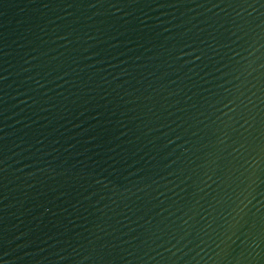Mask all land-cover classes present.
I'll return each instance as SVG.
<instances>
[{
	"label": "water",
	"instance_id": "water-1",
	"mask_svg": "<svg viewBox=\"0 0 264 264\" xmlns=\"http://www.w3.org/2000/svg\"><path fill=\"white\" fill-rule=\"evenodd\" d=\"M0 264H264V0H0Z\"/></svg>",
	"mask_w": 264,
	"mask_h": 264
}]
</instances>
